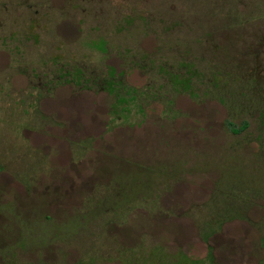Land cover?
<instances>
[{
	"label": "rangeland",
	"instance_id": "374dc122",
	"mask_svg": "<svg viewBox=\"0 0 264 264\" xmlns=\"http://www.w3.org/2000/svg\"><path fill=\"white\" fill-rule=\"evenodd\" d=\"M263 37L264 0H0V264H264L257 98L210 97Z\"/></svg>",
	"mask_w": 264,
	"mask_h": 264
},
{
	"label": "trees",
	"instance_id": "16d2710c",
	"mask_svg": "<svg viewBox=\"0 0 264 264\" xmlns=\"http://www.w3.org/2000/svg\"><path fill=\"white\" fill-rule=\"evenodd\" d=\"M215 47L220 46L221 48H223V44L221 45L220 43H216L214 44ZM222 50V49H221ZM250 59L252 61V54L250 56ZM56 60V59H55ZM251 61H249L248 63H246V67L253 73V79L255 80L252 84H250L248 82V79L242 77L241 81L239 83V88L241 89V95L233 93V92H228L223 88H214L212 89L211 93H210V97L212 98H217V99H221V101H224V103H226L228 105V108L232 111L233 109H231V105L234 104V101L239 103V109H238V113L240 114L241 112L245 111V108L242 107V100L244 98H246V93L244 92V90L242 89L243 87L246 88V86H250L249 88L251 90V94L253 96V98H257V101L251 105V107H249V112L251 114L254 113H258L259 116V122H260V127L263 126L264 127V91L262 90L261 86H264V71L259 70L255 71L254 69H252L251 67ZM75 65V64H74ZM201 69V68H199ZM202 71V69H201ZM91 75L94 74V81H92L90 84H86V82L84 84H82V81L85 77V75L81 74V76H83L82 79L79 78L78 82L76 83L74 80H69L68 78H64L63 79V75L61 73H56L55 75L52 76L50 81H44V80H40V85L38 86L39 89H41L42 91H45V93H50L55 87H58L60 85H64V84H72L75 85L76 88L78 89H84V90H92V91H108L107 89H105V82H106V75L102 70H96L91 71ZM46 71H44L43 76H45ZM153 76L158 77L159 75H155L152 73ZM42 76V77H43ZM40 79L42 78L41 76ZM82 80V81H81ZM242 82H244L243 84H241ZM122 83L125 84L128 87H132L129 84L126 83V81L123 79ZM156 83L155 80H153L152 82L150 81L146 86H154ZM219 89H221L222 91H220ZM255 90V92H254ZM225 91V92H224ZM220 92H223L222 94ZM179 92L175 93L178 94ZM239 93V92H238ZM154 101H160V100H154ZM161 102H164L166 105V110L167 111H172L171 110V106L173 105V96L170 95L168 97H166L165 99H161ZM243 108V109H242ZM165 110V111H166ZM237 113V114H238ZM232 115V114H231ZM230 121H228L227 123L229 124ZM245 128V123L242 125V128ZM241 127L239 128V130L242 129ZM264 130V128H263ZM207 259H212V253L208 252L207 254Z\"/></svg>",
	"mask_w": 264,
	"mask_h": 264
},
{
	"label": "flooded vegetation",
	"instance_id": "af4514ba",
	"mask_svg": "<svg viewBox=\"0 0 264 264\" xmlns=\"http://www.w3.org/2000/svg\"><path fill=\"white\" fill-rule=\"evenodd\" d=\"M69 1L74 2L76 0H69ZM90 1L98 2V3H101L104 1L106 2V0H87V2H90ZM252 51H253L251 53L252 54V61H251L252 69H254L255 71H258V72H259V70L264 71V37L258 40L255 47L252 48ZM72 86L75 87V90H80V89L76 88L75 85H72ZM81 90H84V89H81Z\"/></svg>",
	"mask_w": 264,
	"mask_h": 264
}]
</instances>
